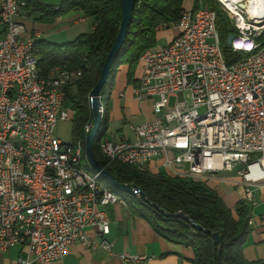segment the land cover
Listing matches in <instances>:
<instances>
[{"label": "built area", "instance_id": "obj_1", "mask_svg": "<svg viewBox=\"0 0 264 264\" xmlns=\"http://www.w3.org/2000/svg\"><path fill=\"white\" fill-rule=\"evenodd\" d=\"M216 1L236 30L230 59L215 12L200 0L183 9L177 33L139 56L132 93L151 100L152 119L133 127L132 140L105 134L96 170L84 154L89 119L72 142L54 136L57 121L75 115L66 92L81 70L57 65L42 76L26 1L0 0V252L20 246L15 264L59 260L76 243L111 252L106 207L119 196L101 178L115 163L205 182L232 172L241 202L255 204L264 187V0ZM118 256L149 264L146 255Z\"/></svg>", "mask_w": 264, "mask_h": 264}, {"label": "trees", "instance_id": "obj_2", "mask_svg": "<svg viewBox=\"0 0 264 264\" xmlns=\"http://www.w3.org/2000/svg\"><path fill=\"white\" fill-rule=\"evenodd\" d=\"M34 22L52 24L59 16L70 11H82L92 17L93 29L62 43L36 39L35 46L42 76L53 66L80 69L81 77L66 92V103L74 110L72 140L79 138L83 125L90 117L89 91L98 81L106 55L117 35L120 20V0H57V3L25 0ZM199 0H193L196 7ZM216 14V29L226 59H230L225 41L236 33L227 15L216 0H200ZM183 11V0H135L132 18L125 41L114 59L107 82L100 93L104 112L97 137L93 141V153L98 161L99 142L106 134L110 92L120 65L127 66L126 79L137 85L134 77L139 56L157 43V31L163 25L175 23ZM109 172L118 183L135 184L144 197L127 194L104 184L114 191L129 209L144 218L153 230L163 238L191 247V264H218V244L211 233L222 237L219 256L224 264H264V260H247L243 256V244L249 233L248 207L239 202L234 211L228 208L217 192L205 181L178 177L164 171H140L128 164L115 163ZM152 204L155 205L152 206ZM199 225L200 228H197Z\"/></svg>", "mask_w": 264, "mask_h": 264}, {"label": "crops", "instance_id": "obj_3", "mask_svg": "<svg viewBox=\"0 0 264 264\" xmlns=\"http://www.w3.org/2000/svg\"><path fill=\"white\" fill-rule=\"evenodd\" d=\"M53 3H57V0H54ZM191 6H193V0H187V3L183 0L184 9ZM68 14L70 13L60 17L63 18ZM60 17L52 24L30 22L29 19L25 24L28 31L40 30L38 39L45 33L53 36L54 32L65 30L69 34L78 32L79 35L93 29L92 17L85 16L82 11L76 10L75 15L64 20H61ZM56 22L58 28L56 29L57 26H55L54 30L52 26ZM52 30L53 34H50ZM176 33V25H173L171 29L170 27L160 29L157 31V43H159L160 36L164 38L161 44H165ZM63 36L66 35L58 37ZM126 71L127 66L120 65L115 75L110 92L105 132L108 137L124 136L132 140L135 138L133 127L152 119L153 112L151 100L135 99L132 93L134 84L127 82ZM140 73V67L137 65L134 73L135 79H138ZM158 171H164V169L159 166L151 170V172ZM237 180L238 178L232 172H220L209 178L206 184L217 192L228 208L234 211L243 195L242 186L235 183ZM254 201L255 204L248 208V216L253 219V223L249 224V233L242 248L244 258L249 261L264 260V187L255 189ZM106 210L109 219V233L105 238L112 244L111 252L100 247L91 249L76 243L68 248V252L63 258L45 264H133L131 261L122 260L118 256L120 253L146 255L149 258V264H191L193 258L191 247L171 242L157 234L151 225L141 216L134 214L120 197L116 203L106 207ZM20 254V246H15L7 252H0V264H15Z\"/></svg>", "mask_w": 264, "mask_h": 264}, {"label": "water", "instance_id": "obj_4", "mask_svg": "<svg viewBox=\"0 0 264 264\" xmlns=\"http://www.w3.org/2000/svg\"><path fill=\"white\" fill-rule=\"evenodd\" d=\"M135 0H120V6H121V20L118 28L117 35L106 55V58L104 60V63L102 65L100 75L98 78V81L96 84L91 88L89 91V109H90V117L88 120V123H92V128L90 132L87 134L85 139V146H84V154L85 158L90 165L91 168L99 170L101 168V165L99 161L96 159L94 153H93V141L97 137L98 129L101 122L102 114L99 110V107L101 105L100 102V93L103 85L107 82L109 77V72L111 65L118 55L124 41L127 35L128 26L132 18V9L134 6ZM234 38V34H229L226 38L225 44L228 46L231 42V40ZM102 178L105 179L112 187L115 189L125 192L127 194L131 195H137L139 194L141 197H144V194L142 190L136 186L135 184H128V183H118L114 180L113 176L109 171H102ZM152 206L155 207L154 204ZM197 228H200L199 225H196ZM213 239L218 244V264H224L222 263L220 256H219V250L222 244V237L218 232H212L211 233Z\"/></svg>", "mask_w": 264, "mask_h": 264}, {"label": "rangeland", "instance_id": "obj_5", "mask_svg": "<svg viewBox=\"0 0 264 264\" xmlns=\"http://www.w3.org/2000/svg\"><path fill=\"white\" fill-rule=\"evenodd\" d=\"M41 2H47V3H53L54 0H40ZM185 2L187 3V0H185ZM192 2V1H191ZM184 9V8H183ZM75 12H69L70 14L66 15L65 17H60L61 20H64V19H67L68 17L72 16V15H75L76 14V10H74ZM33 14V13H32ZM29 17V21H33V18H32V15ZM34 17V16H33ZM34 22V21H33ZM58 22V21H57ZM57 22L55 23L54 26H52L55 30V26H57ZM71 26L72 24L69 23ZM80 24V23H79ZM86 24V23H84ZM173 25H175V23H170L168 25H163L161 28H168L170 27V29L173 27ZM58 28V26L56 27V29ZM74 29V28H73ZM38 31V33L40 34V30L39 29H36ZM76 33V34H75ZM78 32H73L72 33H67V31L63 30V32H54V35H46L47 33L45 34H42L41 35V39H44L46 41H50V42H56V43H62L64 41H67L70 39L72 40L73 37H75ZM50 34H53V30L50 32ZM45 35V36H44ZM62 35H66V36H63L61 38H59L58 36H62ZM164 38L163 36H160L159 37V43H156L157 45H163L161 44L163 42ZM156 46V45H155ZM70 91H72V89H70ZM173 97L170 98V104H173ZM72 126H73V121L72 119H67V120H58L57 123H56V126L54 128V136L59 138L62 142L64 143H69V142H72Z\"/></svg>", "mask_w": 264, "mask_h": 264}]
</instances>
